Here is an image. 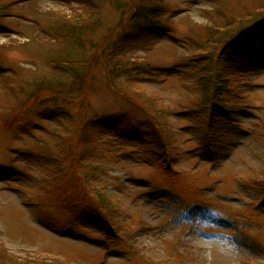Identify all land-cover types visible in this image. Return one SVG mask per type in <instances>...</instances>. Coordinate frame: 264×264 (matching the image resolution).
Instances as JSON below:
<instances>
[{
	"label": "rangeland",
	"instance_id": "rangeland-1",
	"mask_svg": "<svg viewBox=\"0 0 264 264\" xmlns=\"http://www.w3.org/2000/svg\"><path fill=\"white\" fill-rule=\"evenodd\" d=\"M0 1L12 7L7 27L0 28V112H4L12 103L6 91L22 77L62 80L58 76L62 75L63 81H70L46 62L56 57L57 40L47 31L56 13L62 21L77 25L96 15L85 10L83 0ZM166 4L174 37L146 35L142 43L125 47L124 56L133 61L147 59L166 69V76L147 78L135 89L147 97H159L161 106L178 111L179 103L191 96L171 73H177L180 53H187L177 38L185 37L193 23L206 22L204 9L218 4L240 8L239 0H166ZM104 14L117 19L110 11ZM246 57L244 63H235L237 80L244 81L238 83L242 98L228 97L236 103L232 106L235 123L218 122L217 133L224 136L214 159L206 146L199 145L201 128L198 123L195 126L190 112L168 119L177 135L174 168L182 171L184 186L201 193H183L184 201L198 205L203 198L212 199L213 208L200 210L195 218L181 212L176 204L179 197L157 192L170 180L159 172L150 154L132 142L127 148L108 129L100 140L96 131L95 148H80L81 169L90 178L83 182L84 188L97 213L82 215L79 222L70 217L75 232L61 229L70 224H63L65 210L53 193L63 185V176L68 184L76 180L68 159L18 151H30L37 143L51 145L48 136L57 125L54 118L37 119L31 130L0 138V264H264V54L247 53ZM72 66L81 76L86 72L82 64ZM100 83L95 82L89 95L93 109L113 112L119 100ZM118 84L133 95L124 79ZM61 136L71 137V130ZM151 185L156 189H149ZM104 217L116 227H109Z\"/></svg>",
	"mask_w": 264,
	"mask_h": 264
},
{
	"label": "trees",
	"instance_id": "trees-1",
	"mask_svg": "<svg viewBox=\"0 0 264 264\" xmlns=\"http://www.w3.org/2000/svg\"><path fill=\"white\" fill-rule=\"evenodd\" d=\"M128 1L131 2L83 0L87 4L85 10H90L96 16L78 25L72 20L62 21L60 14L56 13L51 26L47 25V31L57 40L56 57L47 58L46 62L55 71H62L70 81H63L62 75H58L62 80L35 76L32 80H25L22 77L17 86L6 91L12 103L4 112H0V138H14L19 132L31 130L37 119L53 117L54 125L57 124L54 132L48 136L51 145L37 143L30 151H18L38 157L54 153L55 158L62 156L68 159V168L77 183L75 180L68 184L63 176V185L55 188L53 193L56 194L53 199L65 210L63 224H70V217L79 222L82 215L97 213L95 203L90 201L84 188L83 182L90 181V178L87 171L82 172L80 148L81 145H85L86 150L95 148L98 144L96 131L100 140L108 129L115 139H122L127 148L132 142L138 150L143 149L150 154L159 172L170 180V184L162 185L157 192L173 193L175 198H181L178 203L185 213L190 210L193 215L199 208L212 209V199L203 198L200 206L184 201L183 193L194 192L199 196L201 193L184 186L179 176L182 171L174 168L177 135L168 121L169 116L190 112L195 126L198 123L201 128L199 145L206 146L207 154L214 159L217 146L222 144L224 136V133H217L218 124L223 121L235 123L232 106L236 103L229 102L228 97L242 98L235 63H244L248 59L247 53L264 54V0H239V10L224 4L204 9L206 22L193 23L185 37L177 38L187 53H180L174 68L177 73L171 72L191 99L185 100L184 104L179 103L181 109L178 111L170 106H161L159 97H147L138 92L135 86L152 76L161 79V76H166V69L154 62L156 65H153L147 59L127 60L124 55L127 52L125 47L142 43L141 39L146 35L164 39L166 36L174 37L166 0ZM11 8L10 2L0 1V28L7 27L5 20ZM104 10L110 11L117 19L105 17ZM41 28L44 30L46 26ZM71 64H82L86 70L84 75L71 70ZM67 69L68 72L64 74L63 71ZM191 76L193 78L189 80ZM119 79L127 82L133 95L121 88ZM97 81L119 100L115 111H94L89 95ZM218 81L223 86L218 87ZM69 130L71 137H60L61 132ZM93 142L96 146H92ZM0 169L3 167L0 166ZM150 187L151 190L156 189L153 185ZM104 203L108 204L106 201ZM55 206L58 207V204ZM254 208H258V203L254 204ZM104 218L108 226L116 227L111 220ZM61 229L75 232L71 224L67 229Z\"/></svg>",
	"mask_w": 264,
	"mask_h": 264
}]
</instances>
